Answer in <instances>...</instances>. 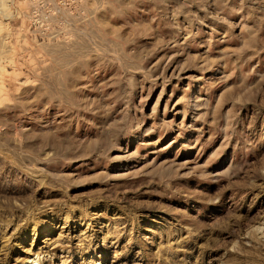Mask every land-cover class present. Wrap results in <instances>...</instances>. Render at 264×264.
Returning a JSON list of instances; mask_svg holds the SVG:
<instances>
[{"label": "rangeland", "instance_id": "374dc122", "mask_svg": "<svg viewBox=\"0 0 264 264\" xmlns=\"http://www.w3.org/2000/svg\"><path fill=\"white\" fill-rule=\"evenodd\" d=\"M36 5L0 22V264H264V0Z\"/></svg>", "mask_w": 264, "mask_h": 264}, {"label": "built area", "instance_id": "2783aa9c", "mask_svg": "<svg viewBox=\"0 0 264 264\" xmlns=\"http://www.w3.org/2000/svg\"><path fill=\"white\" fill-rule=\"evenodd\" d=\"M48 0H29L30 2V8H29V14L32 18L36 16V11H37V2H45ZM17 0H0V22L4 18L5 15V6L9 7L10 9H15L14 6H16ZM16 12H18V9H16ZM31 18V19H32ZM35 24V22H33ZM49 24V23H48Z\"/></svg>", "mask_w": 264, "mask_h": 264}]
</instances>
